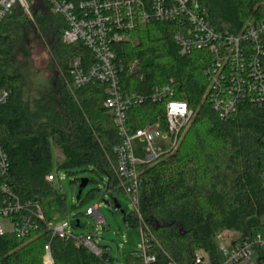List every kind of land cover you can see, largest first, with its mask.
<instances>
[{"label": "trees", "instance_id": "obj_1", "mask_svg": "<svg viewBox=\"0 0 264 264\" xmlns=\"http://www.w3.org/2000/svg\"><path fill=\"white\" fill-rule=\"evenodd\" d=\"M201 3L215 29L238 33L246 21L264 20V0ZM63 27L62 19L43 0L33 1L31 17L15 4L1 23L0 88H9L10 96L0 105V142L10 166L5 181L21 200L42 201L52 194V182L46 180L52 171V146L62 155L57 168L66 175L89 169L100 177L107 175L111 184L117 183L111 166L112 148L121 139L112 114L103 105L105 84L64 87L59 98L53 93L31 101L22 98L24 78L14 66L19 46L38 36L45 38L68 76L70 58L86 54L80 43L62 41ZM175 33L173 23L152 21L132 31L133 40L116 46L125 90L146 94L154 85L171 82V98L185 100L193 110L179 132L177 145L139 166L138 207L149 228L146 245L155 255L154 264H165L167 259L191 264L198 248L204 249L215 264L220 260L216 234L231 230L243 237L264 230V222L247 221L252 216H264V99L260 103L245 100L230 116L220 118L206 97L208 81L203 67L208 52L195 49L179 53ZM134 56L145 59L138 74H130L125 68ZM158 118L166 124L159 102L145 100L126 111L131 131ZM124 221L135 225L129 217ZM47 241L51 264H116L107 250L95 254L72 240L50 238L45 229L32 238L0 235V264H44ZM255 248L254 264H264V245Z\"/></svg>", "mask_w": 264, "mask_h": 264}, {"label": "built area", "instance_id": "obj_2", "mask_svg": "<svg viewBox=\"0 0 264 264\" xmlns=\"http://www.w3.org/2000/svg\"><path fill=\"white\" fill-rule=\"evenodd\" d=\"M34 0H0L1 23L12 13L15 4L31 17ZM50 11L64 23L61 39L64 43H80L86 54L77 53L70 58L69 76L71 89L80 88L90 82L105 84L107 94L103 105L112 114L121 141L113 148L111 166L117 183L101 177L102 193L110 199L124 193L130 199L129 212L123 214L135 220L141 241L136 249L135 264H154L155 255L146 245L148 225L138 207V186L141 164H149L161 154L171 151L178 143L179 132L192 117L193 110L185 100L171 98V82L154 85L146 94L122 87L119 71L117 44L133 40L132 31L152 21H169L176 26L174 41L178 52L189 53L195 49L206 50L208 61L203 69L208 86L206 97L220 118H227L238 105L250 100L260 103L264 99V20H248L238 33L227 29H215L209 21L207 8L201 0H43ZM90 60V61H89ZM145 59L134 56L125 64L130 74L141 72ZM10 96L9 88H0V105ZM163 104L166 124L158 118L132 130L126 121V111L143 101ZM168 139V150L160 151V142ZM142 144L140 154L133 143ZM9 159L0 142V235L14 234L19 238H32L41 229L51 237L72 240L85 245L91 252L100 254L105 249L95 241L97 232L106 227L98 204L93 203L84 211L98 224L86 233H77L80 219L74 214L72 220L53 224L46 217L38 199L21 200L7 184ZM261 168L264 187V137L261 152ZM64 172V171H63ZM65 173V172H64ZM63 176H57L61 179ZM46 180L53 182L51 171ZM114 202V201H113ZM78 203V202H77ZM79 205V204H78ZM114 205V204H113ZM120 206V204H119ZM131 222V221H129ZM227 237L217 244L220 260L215 264H254L256 246L264 245V230L240 237L237 232L224 230L215 239ZM230 236V238H229ZM50 242L43 246L42 261L52 263ZM118 264V263H116ZM165 264H179L167 259ZM191 264H212L208 253L198 248Z\"/></svg>", "mask_w": 264, "mask_h": 264}, {"label": "rangeland", "instance_id": "obj_3", "mask_svg": "<svg viewBox=\"0 0 264 264\" xmlns=\"http://www.w3.org/2000/svg\"><path fill=\"white\" fill-rule=\"evenodd\" d=\"M31 38L33 37L30 35ZM19 47L14 58V66L18 67L24 78L21 91L23 100L31 101L45 93H53L59 98L60 90L70 87V78L47 40L38 36L29 44ZM168 143V139L160 142L161 152L168 150ZM142 144L137 140L134 141L133 146L136 153L140 154ZM61 158L59 149L52 146V172L55 174V180L52 182V194L41 201V208L46 217L53 224H58L65 220H72L74 214H77L80 226L75 227L74 231L86 233L98 224L92 216L85 215L84 211L88 206L97 203L106 227L97 232L98 235L94 238L96 243L103 249L109 247V253L118 264L136 261L135 252L141 237L137 226H128L123 220V214L129 212L131 207L128 196L124 193L116 194L120 207L114 209L113 199L109 200V205L105 202L108 198L101 191L100 176L89 169L66 175L63 170L57 168ZM60 175L63 177L58 180L57 176ZM81 178H86L87 183L82 187L78 200L77 193ZM77 202L79 205H76ZM247 221L250 224H260L264 222V216H252ZM226 240L225 236L223 240L215 239L217 244Z\"/></svg>", "mask_w": 264, "mask_h": 264}, {"label": "water", "instance_id": "obj_4", "mask_svg": "<svg viewBox=\"0 0 264 264\" xmlns=\"http://www.w3.org/2000/svg\"><path fill=\"white\" fill-rule=\"evenodd\" d=\"M87 183V179L86 178H81L80 179V182H79V189H78V193H77V197L80 195L81 193V190H82V187H84ZM114 201V209H118L120 206H119V203L117 202L116 199H113ZM109 247H106L105 250L109 251Z\"/></svg>", "mask_w": 264, "mask_h": 264}]
</instances>
